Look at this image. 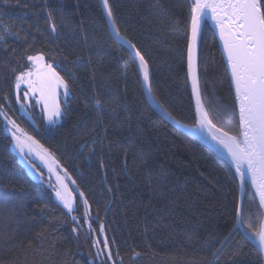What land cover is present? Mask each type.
I'll return each instance as SVG.
<instances>
[{
	"label": "trees",
	"instance_id": "trees-1",
	"mask_svg": "<svg viewBox=\"0 0 264 264\" xmlns=\"http://www.w3.org/2000/svg\"><path fill=\"white\" fill-rule=\"evenodd\" d=\"M191 3L109 0L120 34L146 54L153 98L187 126L196 124L186 74L184 21ZM0 23L18 33L0 42V97H10L0 99L3 111L49 150L84 193L69 213L18 158L0 117V264H264L250 235L232 228L239 197L233 169L147 104L137 64L109 33L98 0H0ZM37 54L69 84L54 125L36 109L30 121L15 102V77L29 68L27 56ZM197 75L212 122L237 134L232 90L207 22ZM244 194L246 209L259 208L247 184ZM83 199L89 201L87 222ZM261 215L262 209L251 229L245 220L244 231L255 232ZM105 238L115 241L114 261L97 258ZM95 241L100 243L93 247ZM219 248L224 250L216 260L212 254Z\"/></svg>",
	"mask_w": 264,
	"mask_h": 264
},
{
	"label": "snow or ice",
	"instance_id": "snow-or-ice-1",
	"mask_svg": "<svg viewBox=\"0 0 264 264\" xmlns=\"http://www.w3.org/2000/svg\"><path fill=\"white\" fill-rule=\"evenodd\" d=\"M102 3L113 32L117 37L124 39L120 36V31L113 18L114 14L109 0H102ZM189 13V17H186L184 22L190 31V35H188V69L196 104L197 124L202 129H207L211 139L226 150L241 183L248 179L256 189L259 208L255 210L246 209L242 201H238L234 205L237 223H234L232 228L240 231L241 225H244V221L247 219L249 223L245 227L251 229L255 227L253 216L264 209V0H194V3L190 4ZM208 18L215 22L219 30L220 39L227 56V66L231 71L232 84L235 88L236 104L239 109V123L238 126H234L238 128V131L235 135L217 127L212 122L209 112L204 108L199 80L194 70V50L201 35L202 26ZM47 22L50 30L56 32L57 25L52 12H48ZM13 29L14 25L0 23V42L4 41L8 35L15 34L18 36V33H14ZM125 42L129 43V46L134 50L144 86L151 94L149 62L146 59V54L136 48V45L128 41ZM27 60L32 63L33 70L21 71L16 75L15 89L17 94L15 102L24 108L21 100L27 102L30 95L39 93L36 106L43 104L41 110L43 119L49 124H55L63 115V110L51 85L55 83L56 87H62L64 95L67 97L70 94L69 84L56 71L52 63H44L43 54L28 55ZM22 84H26L28 89L23 93V97L20 95ZM0 99L8 102L10 97L5 94ZM95 103L99 106L101 101L96 100ZM160 107L163 106L160 105ZM3 109L4 104H0V117L7 121V131L11 133L10 143L14 145L21 156L27 158L25 149L27 148L30 154L33 151V145L38 146L45 156L49 155L48 149L43 148V145H39L38 141L24 132L16 120L8 117ZM65 174L67 175V173ZM58 180H61L62 187L66 189L62 179L58 177ZM55 196L69 213L76 211L73 200L69 199L60 188L55 189ZM80 197H84L83 192L80 193ZM83 204L85 207L84 220L87 222L89 219L87 212L89 201L83 199ZM76 219L77 217L73 216V220ZM89 228L91 229V225ZM99 231L100 233L104 232L103 224L100 225ZM73 232H77V229L73 228ZM241 234L254 236L259 245L260 253H264V230L244 231ZM214 239L215 237L210 236L209 242ZM99 243L100 241H95L93 247ZM114 243L115 241L111 242V244ZM111 244L105 238L103 240L104 251H98L97 258L106 255L107 260L114 261ZM223 250V248L214 250L212 254L214 259L219 260ZM134 255H138V253H134Z\"/></svg>",
	"mask_w": 264,
	"mask_h": 264
},
{
	"label": "rangeland",
	"instance_id": "rangeland-1",
	"mask_svg": "<svg viewBox=\"0 0 264 264\" xmlns=\"http://www.w3.org/2000/svg\"><path fill=\"white\" fill-rule=\"evenodd\" d=\"M192 3H193V0H192ZM44 63H47V62L44 61ZM27 70H33V65H32L31 62H29V68L26 69L25 71H27ZM33 79H35V77H33ZM51 87L55 90L56 95H57V99L60 101L61 108L63 110L64 104L66 103V96L64 95V89L62 87H59V88L56 87L55 83H53L51 85ZM27 90H28L27 89V85L26 84H22L21 85V88H20V95H21V97H23V93L25 91H27ZM13 92H14V96L16 97L17 91L15 89V81H14ZM38 97H39V93H36L35 95H30V99L27 102L23 101V99H22L21 100V103L24 104V108H21V105L16 103L17 104V107H18L19 113L21 115L25 116L26 118H28L30 121H31V117H32V113H33L34 109H36L38 111V114L43 119V115H42V111H41L42 108H43V104H40L39 106H36V100H37ZM25 109H26V111H25ZM59 120H60V118L57 120L56 123H58ZM43 121L47 125H54V124H49L44 119H43ZM3 128L6 131V133H8V135L10 136V139H11V133H9L7 131V121L4 118H3ZM20 128L23 129V131L26 132L28 135L32 136L23 127L20 126ZM230 134H232V133H230ZM232 135H235V134H232ZM33 139L36 140L34 137H33ZM39 145H42V144L39 143ZM12 147H13L15 153L17 154L18 158L29 169L32 170V173L34 175L38 176L43 182H45L50 187V189L52 190L54 196H55V189L56 188H60L62 192H65L66 193V195L68 196L69 199H72L73 200V204H74V207H75V205H76V198L77 197L78 198H81L80 197V194H79V192H78V190H77V188L75 186V183H73V181L71 180V178L69 177V175H66L65 174V172L63 171V169L61 168V166L58 164V162L55 160V158L53 157V155L49 152V150H48L49 155L45 156L44 153L42 152V150L38 146L33 145V151L30 154L28 153L27 148L25 149V155L27 157V158H25V156H21V154L14 147L13 144H12ZM43 148H46V147L43 146ZM58 177H60L62 179L63 185H66V189L64 187H62L61 180H58L59 182H57L55 180V179H58ZM236 178H237L238 187H239V194L241 192V194H242V202H244L245 185L247 184L251 189H252V187H251V185L247 181H244L243 183H241V181L239 180V178L237 176H236ZM252 191H253V189H252ZM59 202L63 206V204L61 203V201H59ZM245 220H247V219H245ZM263 225H264V212H263V209H262V215H261V218H260V223H259V226L257 227V229H256L255 232L262 231ZM240 231L241 232H244L243 225H241V230ZM248 238L255 245V241H256L255 237L250 235V237H248ZM262 258H263V256H262Z\"/></svg>",
	"mask_w": 264,
	"mask_h": 264
},
{
	"label": "water",
	"instance_id": "water-1",
	"mask_svg": "<svg viewBox=\"0 0 264 264\" xmlns=\"http://www.w3.org/2000/svg\"><path fill=\"white\" fill-rule=\"evenodd\" d=\"M98 1H99L100 7H101V11H102V14H103V18L105 20V23H106V26H107V29H108L109 33L111 34V36L119 44H121L131 54V56L134 58V60H135V62L137 64L138 72H139V63H138V60H136V58H135V52L129 46V43L125 42V41H128V42H130V41L127 40L121 34H120V36L123 37L124 39H121L120 37H117L115 35V33L113 32V29H112V25L108 22V18H107L105 9L103 7L102 0H98ZM193 3H194V0H193ZM206 22L209 25V27L211 28V30L213 31L214 36L216 38V42H217V45H218V48H219V51H220V54H221V58H222V61H223V64L225 66L226 73H227V76H228V79H229L230 87H231V90H232L234 103H235V109H236V113H237V119H238V123H239V109H238V105L236 104L235 88H234V85L232 84L231 71H230V69L227 66V56H226V54L224 52L223 42L220 39V33H219L218 28L216 27L215 22L212 21L211 18H208L206 20ZM188 35H190V31L188 32ZM199 39H200V36H199V38L197 40L196 47H195V50H194V70H195L196 75H197V52H198ZM186 74H187L188 87H189V91H190V95H191V99H192V103H193V107H194V111H195V117H196V104H195V99H194L193 94H192V81H191V77L189 76V69H188V43H187V50H186ZM139 76H140L141 87H142V92H143L144 98H145L147 104L152 108V110L157 115H159L162 119H164L167 123H169L171 126H173L174 128H176L179 131H181V132H183V133L195 138L196 140L200 141L207 148H209L211 151H213L218 157H220L227 164H229V166H231L233 171L236 173L235 166L232 164L231 159L228 156L226 150L221 145H219L216 142H214L211 139L210 134H196L197 132H195V131H196L197 120H196V124L194 126H187V125H184V124L180 123L175 118H173L162 107H160V105L153 98L152 93L150 94L148 92L147 88L144 86L143 78H142V75L140 74V72H139ZM197 78H198V75H197ZM245 181H247L251 185V181L250 180L246 179ZM251 187H252V189H253V191H254V193L256 195V189L252 185H251ZM257 199L259 201L258 197H257ZM238 201H242L241 192L239 194ZM263 212H264V209H263ZM236 223H237V221H236ZM263 259H264V256H263Z\"/></svg>",
	"mask_w": 264,
	"mask_h": 264
},
{
	"label": "bare ground",
	"instance_id": "bare-ground-1",
	"mask_svg": "<svg viewBox=\"0 0 264 264\" xmlns=\"http://www.w3.org/2000/svg\"><path fill=\"white\" fill-rule=\"evenodd\" d=\"M195 132H197L196 134H209V132L207 131V129H202L198 124L196 125V131ZM262 230H264V225L262 227ZM255 245H256L257 249L259 250V245H258L257 241H255ZM261 254L264 256V253H261Z\"/></svg>",
	"mask_w": 264,
	"mask_h": 264
}]
</instances>
